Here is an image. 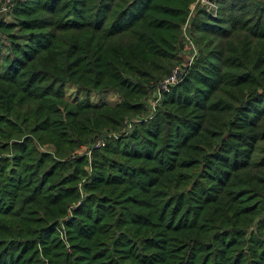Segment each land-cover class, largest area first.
<instances>
[{
    "label": "trees",
    "instance_id": "trees-1",
    "mask_svg": "<svg viewBox=\"0 0 264 264\" xmlns=\"http://www.w3.org/2000/svg\"><path fill=\"white\" fill-rule=\"evenodd\" d=\"M194 1L0 9V264H264V0L198 7L151 105Z\"/></svg>",
    "mask_w": 264,
    "mask_h": 264
},
{
    "label": "rangeland",
    "instance_id": "rangeland-1",
    "mask_svg": "<svg viewBox=\"0 0 264 264\" xmlns=\"http://www.w3.org/2000/svg\"><path fill=\"white\" fill-rule=\"evenodd\" d=\"M15 0H0V9L2 13H7L11 11V8L13 7ZM196 4V6L194 7V9L192 8L193 5ZM219 5V3H218ZM202 7L201 1L200 0H195L191 6H190V15H189V19H187L188 21H186L185 25L182 27V40H184L183 43V47L182 48V58H183V64H185L187 67H189L191 64L194 63V61L197 59V57L199 56V51L195 46V43L193 42V38L190 34V23L189 21L193 19V16L195 15V10L198 7ZM6 23H13L14 20L10 17H7L5 19ZM0 63V67H1ZM160 86V84H159ZM158 86V91L153 95L152 100H151V105L155 107V105L157 104L158 100L161 97V93H163V91L160 89L161 87ZM83 90L79 89L77 87H75L74 85L68 84L65 88V93H66V100L71 102V103H75L76 101L80 100L83 97ZM121 101L120 96L113 91H108V92H103L100 94H95L92 93L91 95V102L93 105L99 106L102 104H109V105H116ZM131 125V124H129ZM130 130H131V126ZM129 130V129H128ZM116 136V135H114ZM104 141L106 143V138H101L99 140H97L94 144H96L99 141ZM105 145V144H104ZM104 145H100L98 147H102ZM85 150V149H84ZM84 152V151H83Z\"/></svg>",
    "mask_w": 264,
    "mask_h": 264
},
{
    "label": "built area",
    "instance_id": "built-area-1",
    "mask_svg": "<svg viewBox=\"0 0 264 264\" xmlns=\"http://www.w3.org/2000/svg\"><path fill=\"white\" fill-rule=\"evenodd\" d=\"M201 4L206 7L207 12L212 16V17H217L219 13V5H218V0H200ZM196 6V4L193 5V9ZM187 66H178L176 67L172 74L170 75L169 78H167L164 82L160 84L159 87L163 92H169L172 87H174L176 84L179 83V81L183 78V76L186 73ZM105 142L99 141L96 144H93L92 147H98L100 145H104Z\"/></svg>",
    "mask_w": 264,
    "mask_h": 264
},
{
    "label": "bare ground",
    "instance_id": "bare-ground-1",
    "mask_svg": "<svg viewBox=\"0 0 264 264\" xmlns=\"http://www.w3.org/2000/svg\"><path fill=\"white\" fill-rule=\"evenodd\" d=\"M218 3H219V1H218Z\"/></svg>",
    "mask_w": 264,
    "mask_h": 264
}]
</instances>
